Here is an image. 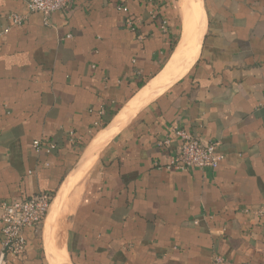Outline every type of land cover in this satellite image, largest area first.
<instances>
[{
    "label": "crops",
    "instance_id": "1",
    "mask_svg": "<svg viewBox=\"0 0 264 264\" xmlns=\"http://www.w3.org/2000/svg\"><path fill=\"white\" fill-rule=\"evenodd\" d=\"M199 2L194 59L89 155L172 58L183 1L75 0L45 21L0 0V203L53 197L21 256L0 237V264H264V217L243 212L264 205V0ZM174 128L214 143L219 165L167 168Z\"/></svg>",
    "mask_w": 264,
    "mask_h": 264
},
{
    "label": "built area",
    "instance_id": "2",
    "mask_svg": "<svg viewBox=\"0 0 264 264\" xmlns=\"http://www.w3.org/2000/svg\"><path fill=\"white\" fill-rule=\"evenodd\" d=\"M75 0H25V8L28 13H40L45 21L51 13L62 10L74 3ZM146 6H152L155 0H138ZM119 8L127 14L125 23L134 28L132 16L128 15V7L121 4ZM151 18L158 19V12L149 11ZM25 18V14L10 15V19L15 25H20ZM159 26L164 30L167 22L158 19ZM96 126H99L97 124ZM173 133L181 140L179 151L169 159L167 168L172 169H204L216 168L223 159V155L216 151L215 144L204 142L193 137L188 132L180 128H174ZM67 140L70 144L77 141L73 131H68ZM79 140V139H78ZM162 144H167L168 139H164ZM33 149L39 151L43 148L40 139L32 142ZM55 148L52 143H46L44 149L49 152ZM52 195L46 192L37 193L27 199L14 202L0 203V237L2 251L6 255L15 257L21 256L26 249L27 240L25 237L26 228L38 227L48 214L52 202ZM243 212L251 215L254 219L264 217V205L245 207Z\"/></svg>",
    "mask_w": 264,
    "mask_h": 264
},
{
    "label": "bare ground",
    "instance_id": "3",
    "mask_svg": "<svg viewBox=\"0 0 264 264\" xmlns=\"http://www.w3.org/2000/svg\"><path fill=\"white\" fill-rule=\"evenodd\" d=\"M182 1L183 4L180 6V12L183 22V33L172 58L160 75L154 81L152 80V83L148 84L121 109L112 122V125L107 130L101 132L91 142L87 149L88 153L86 154H94L136 111L152 99L169 80L183 72L194 59L203 29V14L199 0L191 2V8L189 10L188 8L186 9V2L184 0ZM54 254L61 257L62 251L54 246L53 250L50 251L51 258L53 259Z\"/></svg>",
    "mask_w": 264,
    "mask_h": 264
},
{
    "label": "water",
    "instance_id": "4",
    "mask_svg": "<svg viewBox=\"0 0 264 264\" xmlns=\"http://www.w3.org/2000/svg\"><path fill=\"white\" fill-rule=\"evenodd\" d=\"M112 122V120L105 126V127H107L110 123ZM104 127V128H105ZM89 143H90V141H89ZM88 143V144H89ZM88 144H87V146H88ZM87 146L84 148V152H85V149L87 148ZM84 152L82 153V155L79 157V159H78V161H77V163L75 164V166L73 167V170L71 171V173L69 174V175H71L73 172H76L78 169H79V167L81 166V164H82V162L84 161V159H85V156H84ZM53 201V200H52ZM52 203V202H51Z\"/></svg>",
    "mask_w": 264,
    "mask_h": 264
},
{
    "label": "rangeland",
    "instance_id": "5",
    "mask_svg": "<svg viewBox=\"0 0 264 264\" xmlns=\"http://www.w3.org/2000/svg\"><path fill=\"white\" fill-rule=\"evenodd\" d=\"M195 2L196 0H186V9L188 8V10L191 8L190 5H191V2ZM183 3H181V6H182ZM181 14V12H180Z\"/></svg>",
    "mask_w": 264,
    "mask_h": 264
}]
</instances>
